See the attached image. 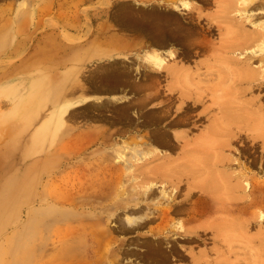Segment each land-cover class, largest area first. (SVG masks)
<instances>
[{
	"label": "rangeland",
	"instance_id": "rangeland-1",
	"mask_svg": "<svg viewBox=\"0 0 264 264\" xmlns=\"http://www.w3.org/2000/svg\"><path fill=\"white\" fill-rule=\"evenodd\" d=\"M183 1L188 3L187 7L178 10L176 5ZM248 1L245 4L241 0H0V264H35L36 258L40 264H138L139 259L134 255L123 254L130 248L138 252L145 249L133 246L131 238L139 242L151 240L154 236H150L148 229L158 227L159 215L167 212L173 221H183L187 218V207L203 206L198 192L186 202L180 194L166 203L162 195L173 194V184L161 183L159 178L151 184L145 176L151 166L168 164L164 155L170 159L179 156L183 138L188 137L193 146L195 138L209 124L204 120L196 121L193 126L168 124L175 107L161 119L163 88L173 80L165 71L182 66L203 73L213 63L215 52L193 48L205 39L218 43L230 34L243 33L264 39L261 27L264 0ZM163 21L175 24L178 31H174L177 35L171 43L158 45L149 39L148 32L157 34ZM217 25L223 30L219 31ZM184 46L193 50L181 53ZM169 50L174 56H166L163 68L148 65L147 52L168 54ZM253 63L257 66L259 62L255 59ZM130 72L145 88L142 97L146 99L145 93L150 96L142 116L130 110L124 115L116 111L119 106H127L130 98L125 80ZM114 76H120V88L103 90L115 82ZM263 91L252 90L254 96ZM249 97L245 95L238 102L246 105L244 101ZM209 102L208 99L205 104ZM65 106L66 110L61 113ZM201 109L199 106L193 113H200ZM183 113L179 112L175 118L181 119ZM134 122H138L135 127ZM164 130L175 139L177 148L149 140ZM175 135L182 138L177 140ZM242 141L232 142L225 155L232 162L248 166L249 176L264 185V151L261 152L260 146L253 148L251 142ZM132 147L145 150L138 155L131 151ZM117 149L122 150L121 154ZM147 150L164 155L141 158ZM234 171L238 173V169ZM147 185L152 189L150 196L144 193ZM181 185L178 189L185 193L186 185ZM259 192L255 191L258 194L253 199L247 196L237 201L241 217H250L257 225L245 226L242 231L248 235L249 232L257 235L260 229L264 234V187ZM148 207L154 214H148ZM145 213L154 217L153 220L147 221ZM139 214L144 216L137 220L145 221L144 225L137 228L127 225L126 218ZM257 214L261 216L259 219ZM94 223L99 224L95 227ZM118 225H127L130 229L122 231ZM94 229L104 231L105 235L100 232L95 235ZM175 236L168 234L167 241L162 242L168 256L172 247L176 251L169 256L167 264H188L177 256L184 247H193L194 252L211 247L209 242H184Z\"/></svg>",
	"mask_w": 264,
	"mask_h": 264
},
{
	"label": "bare ground",
	"instance_id": "bare-ground-1",
	"mask_svg": "<svg viewBox=\"0 0 264 264\" xmlns=\"http://www.w3.org/2000/svg\"><path fill=\"white\" fill-rule=\"evenodd\" d=\"M241 1H242V3H244L247 0H241ZM249 1H252V0H249ZM249 1H248V3H249ZM246 3L247 2H245V4ZM187 5H188V3L186 1H183L182 3L176 5V7L178 10H181V9H185V7H187ZM91 7H93V5ZM44 10L45 9H43V11ZM237 10H239V9H237ZM240 11H243V9ZM244 11H243V13H244ZM38 15H40V14H38ZM16 17H17V15H16ZM142 17H144V16H142ZM152 17H153V15H152ZM159 17L160 16H158V18ZM166 17H169V16H166ZM163 19L165 20V17ZM153 20H155V19H153ZM133 22H135V21H133ZM136 24L134 26H136ZM251 25H253V24H251ZM90 26H92V25H90ZM129 26H131V24ZM183 26H185V25H183ZM256 26H258V25L256 24ZM261 27L264 28V24H262ZM217 28H219V31L223 30V29H220L219 25H217ZM140 29L138 31H140ZM149 29H151V28H149ZM234 29L235 28H233L232 30H234ZM176 30L178 31V27L175 24H173L171 22L163 21L159 25L158 33L155 34L152 31H150V32H148V37L150 40L153 41V43L155 42L158 45L159 44H161V45L165 44L166 45V43H168V44L171 43L172 42L171 39H173L174 36L177 35L174 32ZM146 32H147V27H146ZM225 33H226V31H225ZM178 34H180V33H178ZM0 35H1V28H0ZM227 35H225V36H227ZM230 35H228L229 37H224V38L220 39V41L218 43L212 42V40H209V39H205V41H203V42L199 41L200 43L195 45V47L193 48L195 50L202 51V50H207V49L210 50L211 49L212 51L215 52L214 53L215 57L213 58V63L210 66H208L203 73L198 72L197 70L191 71L190 67H182V66L176 67L174 69L171 68L170 70L172 73L168 69H166V71L164 70L166 72V75H171L173 80H172L171 85H167L165 89L163 88V91H165V93L162 95V97L164 98L163 99L164 105H162L160 107V108H162L161 109V114H162L161 119L166 118L172 112V108L175 107L174 108L175 114L172 115V117H170L171 119L168 120L169 121L168 124L176 125V124L186 123V125L191 124L193 126L196 123V121H200V120L208 121L209 124H208V127H206V131L202 132V134H200L199 138H197V139L195 138L193 146H190L188 137H187L188 140L186 138L185 139L183 138V145L182 146L179 145V147H180L179 151H181L180 152L181 154L179 156H176L173 159L172 158L170 159L169 156H165L163 153L160 155L158 153V151H154V150H147L146 152H144V155L141 156V158H146V157L147 158H155V157L161 158V156L164 155L165 159L168 162V164L165 163L167 165L157 164V165H154L153 168L151 166V168L149 169L150 171H148V174H145V176L147 177L148 180L151 181L150 182L151 184L153 183V181H156L157 178L160 179L161 183H162V181H166V182L169 181L171 184H173V187L175 189L173 194L168 193V195H166L165 193L162 192L163 193V195H162L163 200L167 201L166 203L169 204L171 202V200L175 197V195L179 196L180 194L183 196L181 199L186 202V200L188 198H190L191 196H193L194 194H196L198 192L199 196H201V199H202V203H200V204H202L203 206H199V207H190L189 206V207H187V211H186L187 218L185 220L183 219V221H181L180 219H179V221H176V222L173 221L174 219H172V217H170V215H168L167 212H165L161 216L159 215L161 221H160V224L158 225V227H155L154 225H152L154 227L153 228L149 227V229H148L150 232V236H154V238L149 236L151 238V240H144L145 243H144V241L139 242V239H134L135 237L131 238L132 240H130V242L133 244V246L134 245H140L142 247L144 246L145 249L138 252V251H135L134 249L131 250V248H130V251H128V249H127V251H125L123 254L125 256H133L134 255L136 260L139 259L138 264L139 263L140 264H167L168 260H169L168 258H170L169 256L176 254L174 247L171 246L172 251H170L169 256H168V253H166V251L163 249V247L165 245L162 247V242L167 241L166 239L168 237V234L169 235L175 234V235H177V237L175 236L176 238L179 239L181 237V239H183L184 242H185V240L186 241L193 240V241H198L199 243H203V244H206L208 242L211 243V247H208V248L206 247V248L202 249L201 251H196V252L193 251L194 250L193 247H189L187 245H186L187 247H184V249L183 248L179 249V254L177 253L179 260L180 261L185 260L186 262H188V264H264V244L261 245L262 244L261 242L264 240L263 239L264 234L260 232V230H261L260 228H259L260 230H257V231H259L258 232L259 234H257V235H253V234L250 235L251 232H249V235H248L247 234L248 232L246 233V232L242 231L245 229V226H249V227H250V225L254 226V225H256V222L253 221L254 219H249L250 217H245V216L241 217V214L238 210V203L239 202H237L238 200H242L244 198L246 199L247 196H250L251 199H253L254 197L257 196L258 193H260L259 190L261 187H264V185L260 184L259 180H257V179L253 180V176H249L250 175V169L248 166H246L240 162H234V160L232 162L230 160V158L225 155V150H227V148H229V147L231 149V146H230L231 143L234 141L236 142L240 139L243 140L242 141L243 143L244 142H249V143L251 142V145L253 148L260 146L261 152L264 151V91H263V88H264V39H260L261 37L259 39H256L255 37L248 35L246 33H243L242 35H232V36H230ZM221 36H223V35H221ZM194 41H196V40H194ZM138 42H139V40H138ZM114 43H115V41H114ZM190 44H189V46H190ZM124 45H126V44L124 43ZM132 47H134V46H132ZM116 48H119V47H116ZM193 49L184 46L180 50H181V53H190ZM41 52H42V50H41ZM198 52L195 51V53H198ZM146 54L147 55L145 56V59H146L148 65L152 66L153 68H157V67L163 68V66L166 64V60H167L166 56H168V57L174 56V53H172L171 50H169L168 54H164V53L161 54L160 52H155V51L149 52V53L147 52ZM254 58L256 59V61L258 60V62H259L257 66L253 63L255 61ZM41 59H39V60H41ZM45 60H47V58ZM201 63H203V62H201ZM206 64H208V63H206ZM130 74H131V72L128 73V75L127 74L125 75L126 85H128L127 89L130 93V96H128L130 98H128L127 104H125L127 106H124V107L119 106V109H117L116 111H117V114L122 112L124 115L128 110H130L132 113H135L137 115L140 114V116H142V110L144 109L145 103L147 102V99L150 96L145 93L146 99H144L142 97V93L145 89L144 87H142L143 84L140 81L136 80V78H135L136 76L134 77V75H132L133 73L131 75ZM114 79H115V82L114 83L112 82L113 84L110 85V83H109L110 86L107 85L106 87H104L102 89L106 90V88H108L109 90L111 89L112 91L119 89L120 88V86H119L120 76H114L113 80ZM110 81H112V80L110 79ZM146 82H148V81H146ZM151 87H153V86L151 85ZM83 88H85V87H83ZM148 89H150V88H148ZM252 90H254V92H255V90H258L259 93L261 91H263V92L260 95H257V92H256L255 93L256 96H254L253 95L254 92H252ZM160 93H161V91H160ZM245 95L246 96L248 95V97L250 96L249 98H246L247 100L245 99L246 101H244L245 103H247L246 105L238 102L239 101L238 99H240L241 97H244ZM208 99L211 101V102H209L210 105H209V103L205 104V102ZM150 100L151 99H149V101ZM161 104H162V102H161ZM199 106L200 107L202 106L200 113H196V112L193 113V111L195 109H198ZM66 108H67L66 106L63 107L61 109V113H63L66 110ZM114 110H115V108H114ZM178 111L184 112L182 114L184 116H182L181 119L175 118V116L179 113ZM213 111H215V113ZM113 113H115V112H113ZM164 120H166V119H164ZM137 123L134 122L133 127H135V125L137 126ZM172 125H170V126H172ZM184 133H186V132L184 131ZM86 134L84 136H86ZM89 134L91 135V131H89ZM179 135H180V133H179ZM106 136H107V134H106ZM187 136H188V134H187ZM99 137H101V136H99ZM151 137L152 138H150L149 140L151 142H155V144H164V145H168L169 147L174 146V142H175L174 140L175 139L172 140L170 137V134L165 132V130L163 133L154 134ZM103 138H105V137H103ZM175 138L178 140L179 138H182V136L175 135ZM79 139H81V138L79 137ZM106 142H107V140H106ZM78 143H80V142H78ZM176 145L177 144H175L174 147L177 148ZM65 146H67V145H65ZM188 146H190V147H188ZM247 147H248V145H247ZM67 148H69V147L67 146ZM132 148H134V147H132ZM147 149H148V147H147ZM143 150H145V149H142V151ZM131 151H133L134 154H138V155L140 154L139 152L142 153V151H140L139 149H136V147ZM114 152H115V150H114ZM121 152H122V150L117 151V153H119V154H121ZM131 156H128V157L132 158ZM136 161H138V160H136ZM147 163H149V162H147ZM154 164H156V163H154ZM123 169H124V166H123ZM147 169H148V167H147ZM237 169H238V173H234L235 172L234 170H237ZM119 170H120V166H119ZM142 171H143V169L141 170V172ZM100 174H102V173L100 172ZM96 180H98V178ZM141 181H142V179H141ZM143 182H144V179H143ZM158 183H160V182H158ZM181 183H184V185H186V192L185 193H181L180 192L181 189H178L179 186H182ZM108 184L109 183H107L105 186H108ZM145 184L146 183H144V185ZM111 185H113V184H111ZM102 186H104V185H102ZM150 187H149V185H147V187L145 188V191H144V193H147L149 196H150V194H152V189ZM168 191H169V189H168ZM255 191H257L258 193H255ZM228 199L230 201L225 202ZM194 200H196V199H194ZM262 203H263V201H262ZM153 204L154 203H152V205ZM174 205L176 207V204H174ZM191 205H192V203H191ZM197 205H199V204L197 203ZM254 205H255V203H254ZM160 206H159V208H160ZM157 207L158 206L156 205V208ZM183 207L184 206H182V209H184ZM176 208H175V212L178 211V210L176 211ZM252 208H254V207L252 206ZM148 210H149V207H148L147 211ZM164 210L166 211L167 209L165 208ZM150 211H148L149 215L154 214L153 212H150ZM183 211H185V209ZM157 212L161 213L160 211H157ZM263 212H264V210H263ZM143 214H144V212H143ZM143 214H141V216ZM148 214L145 213V216L148 218L147 221L153 220L154 217H148L149 216ZM249 214H251V213H249ZM141 216L139 214L138 217L132 216V217L126 218L127 223H129V224H127V223L126 224L131 225L132 228L133 227L137 228V227L142 226V224L145 221L144 222H138V220H137V218L141 219L142 218ZM258 216L257 217L259 219L261 216L260 215H258ZM201 218H203V220ZM48 220H49V218H48ZM99 221H100V219H99ZM44 223H46V222H44ZM50 223H51V221H50ZM134 223H136V224H134ZM98 224L99 223H97V226H98ZM189 224H191V225H189ZM94 225H95V227H97L95 223H94ZM127 225L126 226L118 225V228L122 231L123 230L124 231L129 230L130 227L129 226L127 227ZM256 227H257V225H256ZM101 228H104V226ZM95 230L96 229H94L95 235L98 234L99 232L102 234V236L105 235L102 233L104 231H101V230L95 231ZM262 230H264V229H262ZM132 231H133V229H132ZM106 232H108V230H106ZM63 236H66V235H63ZM69 236H70V234H69ZM94 237H96V236H94ZM137 237H139V236H137ZM255 241H258L260 244H258V242L255 243ZM189 245H190V243H189ZM180 247H181V245H180ZM125 248L126 247H124V249ZM136 248H139V247H136ZM176 260H178V259H176ZM141 261L143 263H141ZM39 262L40 261H38V259L36 258L35 264H40ZM60 262H61V260H60ZM113 262L114 261L112 260V263Z\"/></svg>",
	"mask_w": 264,
	"mask_h": 264
}]
</instances>
